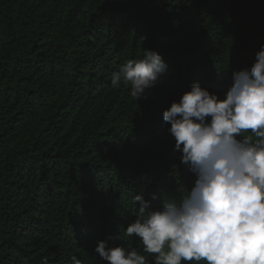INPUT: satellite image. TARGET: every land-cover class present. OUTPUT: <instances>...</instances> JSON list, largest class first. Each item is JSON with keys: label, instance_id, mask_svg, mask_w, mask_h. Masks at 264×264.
Here are the masks:
<instances>
[{"label": "trees", "instance_id": "16d2710c", "mask_svg": "<svg viewBox=\"0 0 264 264\" xmlns=\"http://www.w3.org/2000/svg\"><path fill=\"white\" fill-rule=\"evenodd\" d=\"M262 45L264 0H0V264L142 251L133 196L195 180L163 111L194 82L224 99ZM143 49L167 68L136 100L111 75Z\"/></svg>", "mask_w": 264, "mask_h": 264}, {"label": "clouds", "instance_id": "9594fccd", "mask_svg": "<svg viewBox=\"0 0 264 264\" xmlns=\"http://www.w3.org/2000/svg\"><path fill=\"white\" fill-rule=\"evenodd\" d=\"M166 68L159 53L143 49L112 73L111 84L130 86L138 100ZM163 120L195 175L191 189L159 207L142 191L134 195L135 220L120 238H137L142 251L110 246L109 237L95 253L107 264H264V45L250 68L233 72L224 99L194 82ZM70 262L81 264L77 255Z\"/></svg>", "mask_w": 264, "mask_h": 264}, {"label": "rangeland", "instance_id": "374dc122", "mask_svg": "<svg viewBox=\"0 0 264 264\" xmlns=\"http://www.w3.org/2000/svg\"><path fill=\"white\" fill-rule=\"evenodd\" d=\"M81 264H82V262H81Z\"/></svg>", "mask_w": 264, "mask_h": 264}]
</instances>
